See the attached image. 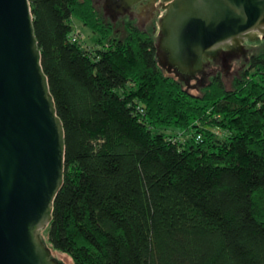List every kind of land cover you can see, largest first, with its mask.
I'll list each match as a JSON object with an SVG mask.
<instances>
[{
	"label": "trees",
	"instance_id": "16d2710c",
	"mask_svg": "<svg viewBox=\"0 0 264 264\" xmlns=\"http://www.w3.org/2000/svg\"><path fill=\"white\" fill-rule=\"evenodd\" d=\"M28 1L65 143L48 242L73 264H264V53L232 89L218 76L197 96L149 34L114 38L93 0ZM168 128L192 138L153 133Z\"/></svg>",
	"mask_w": 264,
	"mask_h": 264
},
{
	"label": "water",
	"instance_id": "95a60500",
	"mask_svg": "<svg viewBox=\"0 0 264 264\" xmlns=\"http://www.w3.org/2000/svg\"><path fill=\"white\" fill-rule=\"evenodd\" d=\"M161 8L156 58L184 87L221 51L264 39V0H162ZM216 71L237 75L222 63ZM64 154L29 1L0 0V264H68L42 238Z\"/></svg>",
	"mask_w": 264,
	"mask_h": 264
},
{
	"label": "flooded vegetation",
	"instance_id": "af4514ba",
	"mask_svg": "<svg viewBox=\"0 0 264 264\" xmlns=\"http://www.w3.org/2000/svg\"><path fill=\"white\" fill-rule=\"evenodd\" d=\"M102 2V9L104 18L109 20V24L120 21L125 29L130 26L143 33L149 34V31L155 32L156 24H159L158 20L163 16L160 13L163 11L161 8L160 0H98ZM164 12V11H163ZM159 33V27L158 32ZM155 37L154 42H156ZM248 40H245L241 47L232 48L230 50H223L220 52V56L215 60H209L205 62V65L201 72L196 74L194 79L189 81L190 90L205 89V87L219 75L216 73L219 63L237 68V66L249 67V64L254 56L259 53L255 52L256 48L245 45ZM247 48L253 50V53L247 54L245 51ZM244 61V64H241ZM224 61V63H223ZM158 62V61H157ZM173 75L172 73H170ZM174 76V75H173ZM175 77V76H174ZM177 79V78H175ZM183 84V83H181Z\"/></svg>",
	"mask_w": 264,
	"mask_h": 264
},
{
	"label": "rangeland",
	"instance_id": "374dc122",
	"mask_svg": "<svg viewBox=\"0 0 264 264\" xmlns=\"http://www.w3.org/2000/svg\"><path fill=\"white\" fill-rule=\"evenodd\" d=\"M160 1L162 3V0ZM93 5H94L96 12L103 18V20L107 24H109L108 23L109 20L107 19V17L106 19L104 18L102 2L101 1L99 2L98 0H93ZM160 14L162 15L164 14V12L162 11ZM71 26H72V37L76 39V42L79 44L81 49H83L84 51L88 53L94 54L95 51L99 50L102 47V45L97 44V39H98L97 35L92 33L91 30H89L87 27H84L80 21H78L77 19H72ZM110 27L112 28V32H113L112 36L114 38L122 39L126 36V29L120 23V21L113 23L112 25H110ZM157 32H158V24H156V29L154 33L152 31H149L148 33L155 40V37L158 36ZM245 45L255 47L256 48L255 52L257 51V53L259 54L264 53V39L263 38H260L259 41H253V42L248 40L245 43ZM246 50H248V54L254 52L250 48H247ZM241 64H244V61H241ZM229 70H230V73L232 74L237 73V75L227 76V79H226L225 76L220 71H216V73L223 80L226 89H232L234 80L240 77L241 75H243L244 73L250 76L253 75L254 73L253 70H250V68H247V65L243 67L242 66L239 67L238 65L237 68H235V65L234 67L229 66ZM203 91L204 89H197V90L192 91L191 94L198 96V95H201ZM213 132L218 138H221L224 135V132L218 129H214ZM153 133H163L165 136L179 143L186 142L192 138V136L189 133H185L183 131L173 129V128L153 129ZM46 234H47V230L45 229L42 233V238L44 239L45 246L51 250L52 256L68 264H73L71 259L65 253H62L61 251L55 249L48 242Z\"/></svg>",
	"mask_w": 264,
	"mask_h": 264
},
{
	"label": "built area",
	"instance_id": "2783aa9c",
	"mask_svg": "<svg viewBox=\"0 0 264 264\" xmlns=\"http://www.w3.org/2000/svg\"><path fill=\"white\" fill-rule=\"evenodd\" d=\"M72 40H73V41H76V39H75V38H73V37H72ZM196 139L198 140V139H200V137H199V136H197V137H196Z\"/></svg>",
	"mask_w": 264,
	"mask_h": 264
}]
</instances>
